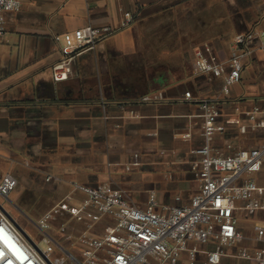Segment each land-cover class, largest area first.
I'll list each match as a JSON object with an SVG mask.
<instances>
[{
  "label": "crops",
  "instance_id": "crops-1",
  "mask_svg": "<svg viewBox=\"0 0 264 264\" xmlns=\"http://www.w3.org/2000/svg\"><path fill=\"white\" fill-rule=\"evenodd\" d=\"M88 25L112 32L75 60L69 80L56 83L55 36ZM6 27L0 37V181L7 173L17 178L24 213L41 218L68 199L74 183L109 186L140 208L151 193L159 205L189 204L200 189L196 150L204 143V98H219L225 129L212 140L218 153L264 143V129L240 132L241 124H250L246 113L264 108L263 38L250 44L242 80L227 96H220L222 77L195 66L197 51L209 48L206 54L229 72L236 37L264 32V0H23L19 11L6 14ZM82 198L76 193L69 201ZM235 216L243 239L225 249L223 262L259 264L239 253L264 248L256 231L264 209L249 214L241 208ZM86 228L67 215L54 221L55 255L76 264ZM103 228L99 223L92 233ZM216 247L212 241L203 249Z\"/></svg>",
  "mask_w": 264,
  "mask_h": 264
},
{
  "label": "built area",
  "instance_id": "built-area-1",
  "mask_svg": "<svg viewBox=\"0 0 264 264\" xmlns=\"http://www.w3.org/2000/svg\"><path fill=\"white\" fill-rule=\"evenodd\" d=\"M22 3L23 0H0V37L7 33L6 14L19 11ZM111 32L110 27L88 25L55 36L60 45V58L52 67L53 80L56 83L69 80L75 60L85 51L95 50L98 42ZM258 37L263 38L264 49V32L251 30L236 37L228 62L229 72L224 63L206 54L209 48L206 52L197 51L196 69L223 78L221 97L228 95L232 85L241 82L243 60L251 55L250 44ZM185 96L191 99L192 93L186 92ZM218 101L219 98L200 101L204 137L203 145L196 150L200 156V189L189 204L159 205L156 194L151 193L146 206L140 208L109 186L74 183L68 199L53 206L35 223L44 249L20 223L17 222V226L10 219L1 205L0 264H67L68 256L55 255L54 240L49 233L52 223L65 215L86 222L87 230L78 238L81 257L76 264H225L222 259L225 249L243 239L235 212L242 208L254 214L264 209V184L261 182L264 180V143L229 155L218 153L212 140L225 129L218 122ZM246 115L250 124H241V133L247 134L250 128L264 129V108L255 106ZM134 162L139 163L137 159ZM17 185L13 174H5L0 181V194L9 198ZM76 193L83 194L84 198L74 205L69 200ZM239 201L245 205L240 207ZM99 223L104 224L103 232L92 233ZM60 230L66 233L64 224ZM256 231L264 240V223L257 225ZM67 238L72 236L67 235ZM212 241L217 244L215 249H203ZM239 255L264 264V248L253 254L243 249Z\"/></svg>",
  "mask_w": 264,
  "mask_h": 264
},
{
  "label": "rangeland",
  "instance_id": "rangeland-1",
  "mask_svg": "<svg viewBox=\"0 0 264 264\" xmlns=\"http://www.w3.org/2000/svg\"><path fill=\"white\" fill-rule=\"evenodd\" d=\"M17 192L14 190L9 198H5L0 194V204L9 214L24 227L25 231L43 247L45 244L39 238L40 231L35 223H38L40 215L32 210L24 213L18 208ZM17 201V202H16ZM25 215H24V214Z\"/></svg>",
  "mask_w": 264,
  "mask_h": 264
},
{
  "label": "water",
  "instance_id": "water-1",
  "mask_svg": "<svg viewBox=\"0 0 264 264\" xmlns=\"http://www.w3.org/2000/svg\"><path fill=\"white\" fill-rule=\"evenodd\" d=\"M0 206H1V204H0ZM2 207V206H1ZM3 208V207H2ZM5 210V209H4ZM5 212L7 213V215L10 217V219L17 225V226H19V224L17 223V221L5 210ZM38 250H39V248H38ZM40 251V250H39Z\"/></svg>",
  "mask_w": 264,
  "mask_h": 264
}]
</instances>
